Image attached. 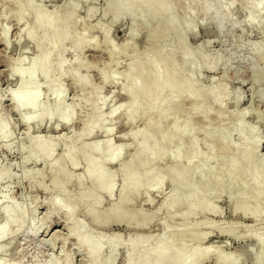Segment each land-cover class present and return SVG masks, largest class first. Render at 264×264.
Returning a JSON list of instances; mask_svg holds the SVG:
<instances>
[{"label": "clouds", "instance_id": "clouds-1", "mask_svg": "<svg viewBox=\"0 0 264 264\" xmlns=\"http://www.w3.org/2000/svg\"><path fill=\"white\" fill-rule=\"evenodd\" d=\"M0 264H264V0H0Z\"/></svg>", "mask_w": 264, "mask_h": 264}, {"label": "rangeland", "instance_id": "rangeland-1", "mask_svg": "<svg viewBox=\"0 0 264 264\" xmlns=\"http://www.w3.org/2000/svg\"><path fill=\"white\" fill-rule=\"evenodd\" d=\"M58 227H61V225H58V224L54 225L53 230H56V228H58Z\"/></svg>", "mask_w": 264, "mask_h": 264}]
</instances>
